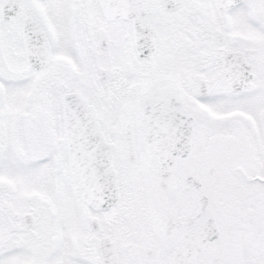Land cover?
Returning a JSON list of instances; mask_svg holds the SVG:
<instances>
[{"label":"snow or ice","instance_id":"snow-or-ice-1","mask_svg":"<svg viewBox=\"0 0 264 264\" xmlns=\"http://www.w3.org/2000/svg\"><path fill=\"white\" fill-rule=\"evenodd\" d=\"M0 264H264V0H0Z\"/></svg>","mask_w":264,"mask_h":264}]
</instances>
